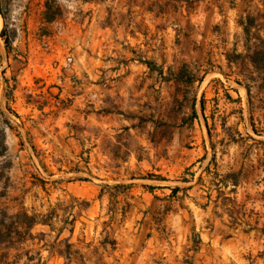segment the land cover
<instances>
[{
    "label": "rangeland",
    "instance_id": "rangeland-1",
    "mask_svg": "<svg viewBox=\"0 0 264 264\" xmlns=\"http://www.w3.org/2000/svg\"><path fill=\"white\" fill-rule=\"evenodd\" d=\"M0 6V264H120L124 222L150 219L172 235L167 222L180 215L193 241L187 251L212 226L233 239L231 254L212 264H264V0ZM143 10L151 22L146 89L142 80L109 95L95 111L103 127L57 123L70 100L39 70L23 83L25 68L49 63L56 34L71 25L112 26ZM212 10L211 23L191 20ZM131 56L142 61L143 51ZM19 99L32 109H19Z\"/></svg>",
    "mask_w": 264,
    "mask_h": 264
},
{
    "label": "crops",
    "instance_id": "crops-1",
    "mask_svg": "<svg viewBox=\"0 0 264 264\" xmlns=\"http://www.w3.org/2000/svg\"><path fill=\"white\" fill-rule=\"evenodd\" d=\"M142 12L137 19L116 21L112 26L89 24L84 31H79L78 27L71 25L56 34L49 63H29L25 68L23 83L30 84L39 70L47 82L46 87L52 84L54 94L60 91L59 99L70 100L57 123L80 120L103 127L104 123L95 111L104 106L109 95L124 83L134 84L142 80L143 90L146 89L150 82V68L144 55L151 58L152 54L149 40L151 22L146 17L147 12ZM194 16L198 24L204 21L208 24L216 13L214 10L203 13L200 21L197 14H191V20ZM30 21L32 27L33 22ZM134 49L143 51L142 61L132 58ZM118 75L120 77L115 78ZM17 105L24 111L32 109V105L21 104L20 99ZM182 217L180 215L167 222V229L174 230L172 235L153 227L150 219L143 220L136 227L133 221L124 222L116 232L118 242L114 254L118 256L119 263L151 264L152 259L159 256V264H212L213 258L223 256L224 260L231 254L233 239L220 230H210L212 226H202L197 236L199 247L187 251L193 241ZM149 231H152L150 236L147 235ZM187 252L190 254L189 263L183 259Z\"/></svg>",
    "mask_w": 264,
    "mask_h": 264
},
{
    "label": "trees",
    "instance_id": "trees-1",
    "mask_svg": "<svg viewBox=\"0 0 264 264\" xmlns=\"http://www.w3.org/2000/svg\"><path fill=\"white\" fill-rule=\"evenodd\" d=\"M0 13L2 16H5V12L2 9V7L0 6ZM57 16V11L56 9L53 8V5L50 2L46 3V10H45V19L47 21H52L56 18ZM6 26L3 28V30L1 31V36L4 37V42L7 48L10 47L11 45V39L6 35ZM176 190V189H175ZM26 214V213H25ZM33 225V222L29 223V227Z\"/></svg>",
    "mask_w": 264,
    "mask_h": 264
}]
</instances>
